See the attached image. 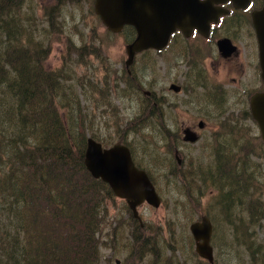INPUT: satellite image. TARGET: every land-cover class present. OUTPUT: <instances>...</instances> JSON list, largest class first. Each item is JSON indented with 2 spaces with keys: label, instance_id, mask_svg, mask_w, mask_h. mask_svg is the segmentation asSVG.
Listing matches in <instances>:
<instances>
[{
  "label": "rangeland",
  "instance_id": "obj_1",
  "mask_svg": "<svg viewBox=\"0 0 264 264\" xmlns=\"http://www.w3.org/2000/svg\"><path fill=\"white\" fill-rule=\"evenodd\" d=\"M92 4L93 0H24L21 19L27 22L22 27L31 33V39L49 47L44 63L46 68H56L64 60L79 61L72 67L71 79L76 75V83L85 84V87L75 86L73 90L81 104H85L83 125L89 130L85 137L92 139L90 135H94L96 139L92 140L103 148L115 144L130 145L132 159L139 168L151 171L158 187L160 206L154 209L142 204L136 210L143 229L137 235L131 231L132 214L125 208V203L114 197V200H107L108 229L113 231L114 241L107 245L106 231L102 232L105 236L100 235L104 244L100 250V264H169L166 260L179 264H207L195 255L188 229L201 215L208 217L212 226L210 244L215 264H247L250 258L246 244L251 251L256 247L255 253L263 261L264 217L254 225H250L249 220L254 201L264 214V142L258 139L254 122L245 119L244 114L225 122L222 136L216 138L221 129L217 118L224 108L217 107L218 103L213 104L212 100L219 94L220 87V94L231 97L223 117L231 118L246 110L247 99L237 96L236 90L255 81V76L247 72L238 77L230 68L254 61L244 49V44L253 45L256 40L250 23L244 21L241 29H234L239 25L235 18L229 16L221 20L217 34L235 41L239 47L238 58L230 62L218 61L215 54L211 61L206 60L204 57L210 50L214 53L213 46H202L200 38L188 41L179 35L173 39L174 44L169 50L159 54L152 50L136 53L130 65L125 67L124 47L134 39V33L106 31L93 13ZM78 53L81 57L77 58ZM186 53L191 54V66ZM215 64H218L217 69ZM87 79L96 85L105 81L107 91L102 93V101L98 99L100 94L90 97L81 92L86 89ZM169 84H176L180 89L173 92L172 86L168 89ZM259 88H247L246 93ZM94 99L99 103L93 102ZM198 121L204 124L201 130L196 129ZM190 125L198 134V140L194 144H185L180 130ZM230 127L232 130L229 131ZM133 130L136 131L133 133ZM175 149L182 166L176 174L168 167L166 158L172 157ZM240 150L242 155L238 154ZM233 157H249L248 161L257 167L253 180L248 175L240 178V185L245 184L244 179L248 176L255 186L252 195L243 196L241 206L234 196L240 186L233 177L241 172ZM189 161L193 164V175L200 173V169H214L226 186L222 193L232 191L223 203L226 205L222 207L224 211L213 204L219 194L217 190L205 188L197 180L193 182L202 189L201 196L195 195L189 201L178 195L170 181L176 179L179 185L180 180L189 178L186 175ZM200 175L205 177L206 172ZM227 210H231L232 216L241 217L243 222H232ZM250 238L254 241L253 247ZM234 239L238 244L236 247L232 245ZM262 261L260 264H264Z\"/></svg>",
  "mask_w": 264,
  "mask_h": 264
},
{
  "label": "trees",
  "instance_id": "obj_2",
  "mask_svg": "<svg viewBox=\"0 0 264 264\" xmlns=\"http://www.w3.org/2000/svg\"><path fill=\"white\" fill-rule=\"evenodd\" d=\"M23 2L0 0V264H100L104 245L100 235L106 231L107 245L114 241L106 208L107 200L114 196L107 185L92 178L83 166L89 130L83 125L85 104H81L73 90L85 84L76 83V75L71 79L72 67L79 61L64 60L56 68L45 67L49 47L32 40L31 33L22 27L27 23L21 19ZM104 84L105 81L96 85L87 79L86 89L81 92L90 97L100 94L98 99L102 101L101 95L107 91ZM222 134L220 130L216 138ZM90 137L96 139L94 135ZM127 147L132 154L130 145ZM238 154L242 155L241 150ZM166 158L168 167L176 174L182 166L177 165L174 157ZM233 159L241 172L233 176L240 186L234 196L241 206L243 196L254 192L255 186L247 177L252 179L257 167L248 161L249 157ZM192 166L189 161L188 179L180 180L179 185L176 179L170 181L178 195L189 201L195 195L201 196L202 189L193 182L197 180L205 188L217 190L213 204L224 211L223 203L232 191L222 193L226 186L220 174L214 169H200V173L206 172L205 177L200 173L193 175ZM146 173L158 191L151 171ZM243 175L248 176L245 184L240 185ZM226 213L232 222H243L241 217H233L231 210ZM263 217L254 201L249 224H257ZM130 223L134 234L143 230L132 218ZM251 242L253 247L254 241ZM232 245L238 246L236 240ZM246 246L250 258L247 264H260L262 258L255 253L257 248L251 251Z\"/></svg>",
  "mask_w": 264,
  "mask_h": 264
},
{
  "label": "water",
  "instance_id": "obj_3",
  "mask_svg": "<svg viewBox=\"0 0 264 264\" xmlns=\"http://www.w3.org/2000/svg\"><path fill=\"white\" fill-rule=\"evenodd\" d=\"M210 1L220 3L224 0H93L92 9L110 33H118L123 26L134 29V39L124 47L126 67L136 53L149 48L160 50L176 29L184 36L188 35L192 27L199 34L202 33L206 13L212 11L211 20H215V16L221 13L220 9L211 7ZM231 1L235 8H244L248 3L247 0ZM261 1L260 10L252 11L250 20L254 35L257 36L260 79L264 86V0ZM249 114L264 142V90L249 98ZM183 140L193 143L196 137L185 132ZM83 166L92 178L106 184L114 197L125 201L133 217L137 218L135 207L143 201L154 208L158 206L159 198L152 184L143 171L134 167L124 145L115 144L103 149L100 144L87 138ZM188 229L196 255L211 263L212 227L209 219L201 215Z\"/></svg>",
  "mask_w": 264,
  "mask_h": 264
},
{
  "label": "flooded vegetation",
  "instance_id": "obj_4",
  "mask_svg": "<svg viewBox=\"0 0 264 264\" xmlns=\"http://www.w3.org/2000/svg\"><path fill=\"white\" fill-rule=\"evenodd\" d=\"M257 3H258L257 0L251 1L250 5L246 9H237V8L233 9L231 7L230 2L225 3V5H226V7L228 8V11H229L228 13L233 18H235L234 21L239 24L237 26H234L233 27L234 29H241L242 28L241 23H243L244 21H247V22L250 23V19H249L250 11L255 9ZM124 28H127V32H131V33L134 32V29L132 27H130V26H124L122 29H124ZM217 30H218V28H213V26H212L207 38H205V39L206 40L210 39V42L212 43L213 39L216 37V41H217V39L220 38V36L217 34ZM179 33L180 32L178 30H174L173 31V33L170 35V37L168 39V42L166 44V47H165L166 50H169V48H171L173 46V44H174L173 43V41H174L173 39L175 37H178ZM191 37H193V39H194L196 37V34L193 32L192 34H190V38ZM196 40H198V39L196 38ZM213 48H214V53L210 50L209 53L206 54L205 57H204L208 61H211L214 58V54H215V56H216L218 61L230 62L232 59L238 58V56L240 54L238 44H236V42L233 41V40H231L230 45L229 44H223V45H219L218 46L214 42L213 43ZM244 49L250 54V57L253 58L254 61L253 62H249V63H247L245 65L238 64L235 67L231 66L230 69L234 70L235 75L238 76V77H243L247 72H251L255 76V81L246 83L245 85L241 86L238 90H236L237 96L240 95V96H243V97H245L247 99L246 110L242 111V113H248L249 112V106H248L249 98L254 93H256L258 90L252 89L251 92L246 93V89L247 88H254L256 86H257V88H259L260 87V81L258 79V76L256 75V72L258 71V64H257L256 58H255L254 41H253V45L244 44ZM185 57L189 58V60L191 61V63H190V66H191L192 63H193L192 62V58H191V54L190 53H186ZM217 67H218V64H215V68L216 69H217ZM233 82H234V80H233ZM171 85L170 84L168 85V89L171 88ZM232 87L235 88L234 85H231V88ZM171 90L173 91L172 88H171ZM217 91L219 92V94L214 95L212 100H213V104L214 103H218L217 107H221L225 103L227 96L223 95V94H220L222 92V89L220 87L218 88ZM173 92H177V91H173ZM143 94H147L148 95V92H144ZM197 127H198V124H197ZM203 127H204V125L201 124L200 128L203 129ZM188 129L190 131H192V132L194 131L192 125H190L188 127ZM174 152L177 153V150L175 149Z\"/></svg>",
  "mask_w": 264,
  "mask_h": 264
},
{
  "label": "bare ground",
  "instance_id": "obj_5",
  "mask_svg": "<svg viewBox=\"0 0 264 264\" xmlns=\"http://www.w3.org/2000/svg\"><path fill=\"white\" fill-rule=\"evenodd\" d=\"M255 37H256V39H257V36L255 35ZM209 264H214V260L211 262V263H209Z\"/></svg>",
  "mask_w": 264,
  "mask_h": 264
}]
</instances>
